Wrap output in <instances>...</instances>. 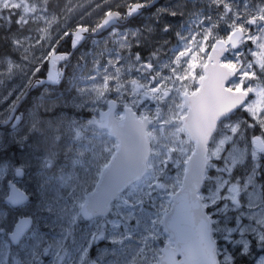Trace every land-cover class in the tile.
<instances>
[{"label": "snow or ice", "instance_id": "snow-or-ice-1", "mask_svg": "<svg viewBox=\"0 0 264 264\" xmlns=\"http://www.w3.org/2000/svg\"><path fill=\"white\" fill-rule=\"evenodd\" d=\"M0 264H264V0H0Z\"/></svg>", "mask_w": 264, "mask_h": 264}, {"label": "rangeland", "instance_id": "rangeland-1", "mask_svg": "<svg viewBox=\"0 0 264 264\" xmlns=\"http://www.w3.org/2000/svg\"><path fill=\"white\" fill-rule=\"evenodd\" d=\"M65 0H60V3L63 4ZM91 0H71V3L73 4H84L85 5V10L87 9L88 5L90 4ZM80 11V10H78ZM87 19V17H86ZM87 115V113H86Z\"/></svg>", "mask_w": 264, "mask_h": 264}]
</instances>
